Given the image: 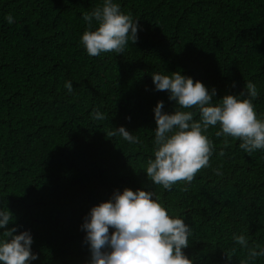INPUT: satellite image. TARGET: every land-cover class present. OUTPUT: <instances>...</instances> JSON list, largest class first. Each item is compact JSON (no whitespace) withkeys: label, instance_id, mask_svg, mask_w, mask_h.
I'll return each instance as SVG.
<instances>
[{"label":"trees","instance_id":"trees-1","mask_svg":"<svg viewBox=\"0 0 264 264\" xmlns=\"http://www.w3.org/2000/svg\"><path fill=\"white\" fill-rule=\"evenodd\" d=\"M113 2L137 20L138 38L121 54L91 57L80 37L97 25L89 29L82 15L103 0H0V207L14 217L7 227L30 232L32 264H89L82 224L90 209L115 191L141 189L190 226L183 252L192 264H243L249 249L264 248V150L246 153L210 126L209 167L170 190L153 184L145 173L153 109L163 101L172 114L177 105L155 90L152 74L198 80L216 90L213 103L252 82L264 119V0ZM93 109L105 119L93 120ZM181 110L199 119L197 109ZM121 126L140 143L109 135ZM241 234L247 249L233 240Z\"/></svg>","mask_w":264,"mask_h":264},{"label":"clouds","instance_id":"clouds-1","mask_svg":"<svg viewBox=\"0 0 264 264\" xmlns=\"http://www.w3.org/2000/svg\"><path fill=\"white\" fill-rule=\"evenodd\" d=\"M5 19L13 23L11 15ZM82 19L89 29L94 22L97 25L80 37L91 57L106 52L121 54L129 41L134 44L138 38L137 20L124 14L113 0H103L102 6L83 13ZM152 81L155 90H167L168 99L177 105L172 114L162 111L163 101L153 109L154 159L148 160L145 169L153 184L170 190L178 181L190 183L199 170L209 167L213 145L205 133L210 126L219 125L218 137L239 139V147L246 153L264 150V119L254 111L253 100L258 96L254 83L247 82L239 95H225L213 103L214 88L209 91L180 72L153 73ZM64 87L68 93L73 91L70 81H65ZM181 109H197L199 119H194L196 112ZM91 118L104 120L105 115L93 109ZM117 134L130 144L140 143L123 126L109 133ZM13 221L12 213L0 207V264H32L38 259L31 250L32 236L27 230L15 234L16 227H7ZM82 229L91 254L89 264H192L183 252L189 246L190 226L182 218L170 216L151 191H115L108 201L90 209ZM233 240L241 248H249L245 235H234ZM257 248L248 250L243 264L264 257V248Z\"/></svg>","mask_w":264,"mask_h":264}]
</instances>
